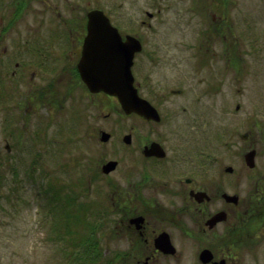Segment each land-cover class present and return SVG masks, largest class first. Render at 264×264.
<instances>
[{"label":"rangeland","instance_id":"rangeland-1","mask_svg":"<svg viewBox=\"0 0 264 264\" xmlns=\"http://www.w3.org/2000/svg\"><path fill=\"white\" fill-rule=\"evenodd\" d=\"M211 1L227 4L224 28L208 26L201 19L209 16L194 11V3ZM97 2L121 31L139 29L147 40L164 44H158L154 54H135L132 73L142 96L148 82L154 92L167 94L162 109L175 112L172 125L180 135L179 148L185 147L180 153L199 161L206 155L210 162L231 165L236 173L244 169L241 190L246 192L254 170L244 164L243 152L255 147V168L264 162V0ZM44 3L30 2L23 13L25 22L13 27L8 24V2L0 0V264H67L80 248L69 238L87 235L79 217L97 226L93 237L105 255L98 258H109L110 185L124 179L128 163L137 161V156L129 155L135 143L125 144L121 136L130 132L145 140L162 137L165 130L159 126L148 131L142 118L124 114L118 102L103 93L99 116L93 120L97 111L89 109L92 117L84 127L48 116L43 108L32 117L33 109L21 112L16 107L12 74L16 30L31 29L45 12L38 11ZM146 11L154 13L152 20ZM43 17L57 19L54 12ZM142 18L150 21L149 28L139 26ZM175 89L180 92L172 93ZM101 130L110 133L106 142L99 140ZM243 132H249L246 139L239 136ZM5 140L11 145L9 152ZM109 159L118 165L104 175L100 165ZM231 177L236 182V176ZM86 203L83 214L81 206ZM65 227L74 231L66 233Z\"/></svg>","mask_w":264,"mask_h":264},{"label":"flooded vegetation","instance_id":"flooded-vegetation-1","mask_svg":"<svg viewBox=\"0 0 264 264\" xmlns=\"http://www.w3.org/2000/svg\"><path fill=\"white\" fill-rule=\"evenodd\" d=\"M33 1L7 0L11 14L8 24L16 27L19 22H25L22 20L23 13ZM40 1L44 3V0ZM63 1L66 2L59 5L45 0L44 5L38 8L39 13L45 12L38 15L32 28L16 30V60L12 71L15 101L21 112L33 109L32 117L43 108L48 116L55 119L62 117V121L70 125L84 127L85 120L90 122L92 117L88 114L89 109L98 112L93 113V120L99 116L101 91L88 89L78 63L87 33V13L102 8L97 0ZM194 5L196 14L209 16L201 19L208 26L224 28L228 23L226 3L211 1L208 4L196 2ZM61 10L66 14L62 15ZM160 11L157 9L158 15ZM53 12L57 18L55 21L43 17L46 13L52 16ZM104 13L114 25L110 16ZM145 14L149 20L153 19L154 13L146 11ZM150 25V21L144 18L139 21L140 27L149 28ZM43 26L44 33L41 31ZM114 26L122 40L126 34L134 35L144 53L154 54L158 44L164 45L155 44L159 42L157 40H147V35L142 36L139 29L123 32ZM0 27L3 28L1 24ZM4 37L3 33L2 40ZM6 49V46L3 47L2 52ZM150 85L148 82L144 96L139 94L155 107L160 117L155 120L137 115L143 119L148 131L154 132L163 126L164 134L159 138L142 140V137L137 139L129 132L128 144L135 143L129 155L131 159L137 156V161L128 163L124 179L113 181L110 185V255L109 258H99L98 262L264 264V162L258 164L259 168H255V163L249 167L245 164L243 152L244 164L254 170L250 173L252 185L244 192L241 190L244 169L236 173L231 165L210 162L206 155L199 161L194 155L181 154L180 150L185 147L178 146L180 135L172 125L176 122L175 112L172 114V109L168 107L162 109L167 94L154 92ZM174 92L179 93L180 89L172 90ZM109 97L111 101H117L114 96ZM12 134L16 135L14 131ZM248 134L239 136L246 139ZM152 142L158 143L164 152L162 156L145 153L151 151L149 145ZM4 148L7 152L11 149L6 140ZM252 148L256 156L257 149ZM230 174L236 176V182L233 177L229 178ZM94 246L100 256H105L99 243Z\"/></svg>","mask_w":264,"mask_h":264},{"label":"water","instance_id":"water-1","mask_svg":"<svg viewBox=\"0 0 264 264\" xmlns=\"http://www.w3.org/2000/svg\"><path fill=\"white\" fill-rule=\"evenodd\" d=\"M87 33L82 54L79 59V71L90 91L102 90L115 95L124 113L136 112L145 118L159 119L156 109L143 97L139 96L133 84L131 72L133 56L141 49L139 40L130 34L122 40L117 28L110 23L107 15L99 8L87 13ZM246 134L242 133L241 137ZM109 133L101 131L100 140L106 141ZM123 141L128 143L130 135L125 134ZM149 155L162 156L164 152L156 142L149 145ZM255 149L244 153L245 164L254 166ZM116 161L108 160L102 165L103 172L115 168ZM230 169V168H229Z\"/></svg>","mask_w":264,"mask_h":264},{"label":"trees","instance_id":"trees-1","mask_svg":"<svg viewBox=\"0 0 264 264\" xmlns=\"http://www.w3.org/2000/svg\"><path fill=\"white\" fill-rule=\"evenodd\" d=\"M87 208H88L87 203L85 205L81 206V210H82L83 214ZM100 223L101 222L99 221L98 224L100 225ZM78 224L82 225L87 230V235L82 236L83 234H80V235H72L70 238L68 237L69 243L76 244L77 246L80 245L81 247L79 246L80 247L79 250H77V251L75 250L76 253H74L72 255V257H70L67 264H97L98 263L97 258L100 255L96 251L97 248H95V246H94V244L96 243V238L94 239V237H93L94 236V229L97 226L95 224H93V226H92L88 223H85V221H83V219H81L80 217L78 219ZM71 228H73V227H70V229L68 227H65L66 230L64 232L70 234L72 231H74ZM83 253H85V255H83ZM100 258H101V256H100Z\"/></svg>","mask_w":264,"mask_h":264}]
</instances>
